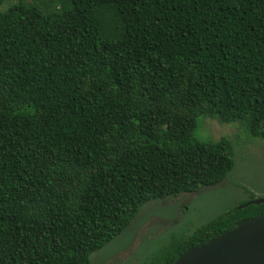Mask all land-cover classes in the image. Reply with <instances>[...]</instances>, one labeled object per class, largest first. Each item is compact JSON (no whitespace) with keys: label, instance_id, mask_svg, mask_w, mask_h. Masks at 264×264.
I'll return each mask as SVG.
<instances>
[{"label":"trees","instance_id":"obj_1","mask_svg":"<svg viewBox=\"0 0 264 264\" xmlns=\"http://www.w3.org/2000/svg\"><path fill=\"white\" fill-rule=\"evenodd\" d=\"M201 116L264 139V0L0 9V264H89L145 202L221 182L232 142L196 138ZM258 215L229 208L149 264Z\"/></svg>","mask_w":264,"mask_h":264},{"label":"rangeland","instance_id":"obj_2","mask_svg":"<svg viewBox=\"0 0 264 264\" xmlns=\"http://www.w3.org/2000/svg\"><path fill=\"white\" fill-rule=\"evenodd\" d=\"M18 0H2L5 10ZM44 8L60 0H21ZM195 136L200 140L228 137L234 167L219 183L195 192L145 202L129 226L102 248L90 254L89 264H149L166 252L168 244L190 236L196 229L229 208L248 201L252 192L264 197V139L252 136L238 122L219 123L198 118Z\"/></svg>","mask_w":264,"mask_h":264},{"label":"water","instance_id":"obj_3","mask_svg":"<svg viewBox=\"0 0 264 264\" xmlns=\"http://www.w3.org/2000/svg\"><path fill=\"white\" fill-rule=\"evenodd\" d=\"M264 203L255 197L237 206ZM171 264H264V215L250 216L200 245L182 251Z\"/></svg>","mask_w":264,"mask_h":264},{"label":"flooded vegetation","instance_id":"obj_4","mask_svg":"<svg viewBox=\"0 0 264 264\" xmlns=\"http://www.w3.org/2000/svg\"><path fill=\"white\" fill-rule=\"evenodd\" d=\"M250 200H251V199H250ZM248 201H249V200H248ZM246 202H247V201H246ZM244 203H245V202H244ZM237 206H238V205H237ZM237 206H236V207H237Z\"/></svg>","mask_w":264,"mask_h":264}]
</instances>
